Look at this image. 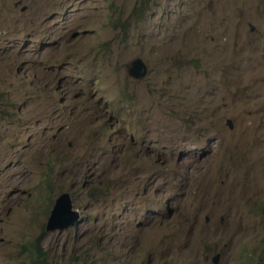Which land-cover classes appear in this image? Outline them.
I'll list each match as a JSON object with an SVG mask.
<instances>
[{
	"label": "rangeland",
	"instance_id": "374dc122",
	"mask_svg": "<svg viewBox=\"0 0 264 264\" xmlns=\"http://www.w3.org/2000/svg\"><path fill=\"white\" fill-rule=\"evenodd\" d=\"M63 192L79 218L47 231ZM38 240L54 264H264V0H0V264Z\"/></svg>",
	"mask_w": 264,
	"mask_h": 264
},
{
	"label": "water",
	"instance_id": "95a60500",
	"mask_svg": "<svg viewBox=\"0 0 264 264\" xmlns=\"http://www.w3.org/2000/svg\"><path fill=\"white\" fill-rule=\"evenodd\" d=\"M254 28H252L253 30ZM147 73V67L141 60H136L132 63L129 70L131 77L135 79L143 78ZM229 126L233 129V125L229 122ZM73 200L69 192H64L60 194L55 200L54 207L51 211L50 217L48 219L46 230L47 231H63L69 228L72 223L69 222V217L73 216L75 220L79 218V213L74 211ZM220 259V255H216L213 258L215 263Z\"/></svg>",
	"mask_w": 264,
	"mask_h": 264
},
{
	"label": "trees",
	"instance_id": "16d2710c",
	"mask_svg": "<svg viewBox=\"0 0 264 264\" xmlns=\"http://www.w3.org/2000/svg\"><path fill=\"white\" fill-rule=\"evenodd\" d=\"M39 242H40V240H38V245H36V246L33 245V247L35 248V250L38 252V255L36 256V258L34 260V264H54V263H51L46 258L45 253L41 250V248L39 246ZM261 260H263V258H261Z\"/></svg>",
	"mask_w": 264,
	"mask_h": 264
},
{
	"label": "clouds",
	"instance_id": "9594fccd",
	"mask_svg": "<svg viewBox=\"0 0 264 264\" xmlns=\"http://www.w3.org/2000/svg\"><path fill=\"white\" fill-rule=\"evenodd\" d=\"M252 28H254L253 26L251 27V30H252ZM255 30V28L252 30V31H254ZM136 60H141L142 62H143V60L142 59H139V58H137V59H135L134 61H136ZM133 61V62H134ZM132 62V63H133ZM132 63H131V65H132ZM144 63V62H143ZM145 64V63H144ZM131 65H130V68H131ZM146 65V64H145ZM146 67H147V65H146ZM147 74H148V67H147V73H146V75L143 77V78H140V79H135V80H137V81H141V80H143L146 76H147ZM129 76H130V74H129ZM131 77V76H130ZM131 78H133V77H131ZM230 122V121H229ZM229 122H228V124H229ZM232 124V123H231ZM229 128H230V126H229ZM231 129V128H230ZM64 193V192H63ZM62 194V193H61ZM80 215V214H79ZM218 255V254H217ZM215 257V256H214ZM219 260H218V262L217 263H215L214 261H213V263L214 264H219Z\"/></svg>",
	"mask_w": 264,
	"mask_h": 264
},
{
	"label": "flooded vegetation",
	"instance_id": "af4514ba",
	"mask_svg": "<svg viewBox=\"0 0 264 264\" xmlns=\"http://www.w3.org/2000/svg\"><path fill=\"white\" fill-rule=\"evenodd\" d=\"M152 156H153V158H156L157 161H159V153H158V151H156Z\"/></svg>",
	"mask_w": 264,
	"mask_h": 264
}]
</instances>
